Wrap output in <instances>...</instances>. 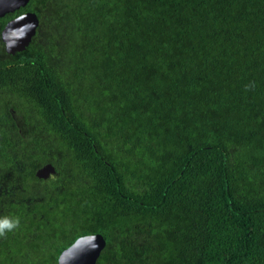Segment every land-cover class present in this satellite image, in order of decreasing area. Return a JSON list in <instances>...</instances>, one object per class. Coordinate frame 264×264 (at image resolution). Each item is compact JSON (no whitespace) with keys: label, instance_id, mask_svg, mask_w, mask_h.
<instances>
[{"label":"trees","instance_id":"16d2710c","mask_svg":"<svg viewBox=\"0 0 264 264\" xmlns=\"http://www.w3.org/2000/svg\"><path fill=\"white\" fill-rule=\"evenodd\" d=\"M0 38V264H264V0H29ZM51 164L46 179L37 169Z\"/></svg>","mask_w":264,"mask_h":264},{"label":"water","instance_id":"95a60500","mask_svg":"<svg viewBox=\"0 0 264 264\" xmlns=\"http://www.w3.org/2000/svg\"><path fill=\"white\" fill-rule=\"evenodd\" d=\"M29 0H0V17L20 9ZM38 25L37 17L32 12H23L8 20L0 32V38L7 54L22 51L30 43ZM54 173L51 164H45L36 170L35 176L46 179ZM104 240L99 234L83 235L76 238L57 257V264H95Z\"/></svg>","mask_w":264,"mask_h":264},{"label":"clouds","instance_id":"9594fccd","mask_svg":"<svg viewBox=\"0 0 264 264\" xmlns=\"http://www.w3.org/2000/svg\"><path fill=\"white\" fill-rule=\"evenodd\" d=\"M19 224L18 218L9 219L8 217L0 218V236L5 234V231H11Z\"/></svg>","mask_w":264,"mask_h":264}]
</instances>
